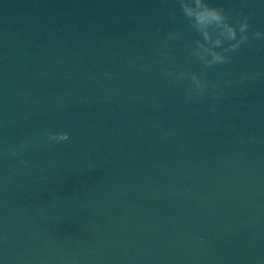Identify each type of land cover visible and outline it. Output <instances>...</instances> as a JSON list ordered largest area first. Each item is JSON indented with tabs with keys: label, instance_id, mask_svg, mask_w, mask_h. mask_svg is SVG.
I'll use <instances>...</instances> for the list:
<instances>
[{
	"label": "water",
	"instance_id": "water-1",
	"mask_svg": "<svg viewBox=\"0 0 264 264\" xmlns=\"http://www.w3.org/2000/svg\"><path fill=\"white\" fill-rule=\"evenodd\" d=\"M209 2L205 68L178 0H0V264H264V0Z\"/></svg>",
	"mask_w": 264,
	"mask_h": 264
},
{
	"label": "clouds",
	"instance_id": "clouds-1",
	"mask_svg": "<svg viewBox=\"0 0 264 264\" xmlns=\"http://www.w3.org/2000/svg\"><path fill=\"white\" fill-rule=\"evenodd\" d=\"M179 11L187 19L189 26L197 34L191 48V55L195 56L205 68L215 65L227 64L231 60L229 53L235 52L241 45L249 41V16L238 17L233 23L229 13L223 7L214 5L209 0H178ZM176 10L169 12L170 16H175ZM178 33L170 31L166 34L167 40L177 37ZM252 38L264 39V31L255 30ZM168 77L176 80L189 78L191 86L185 90V96L191 100L194 96L203 97L208 87L203 73L180 71L174 73L171 69H165ZM67 133L52 134L50 140H67ZM9 154L16 156L17 147L9 148Z\"/></svg>",
	"mask_w": 264,
	"mask_h": 264
}]
</instances>
